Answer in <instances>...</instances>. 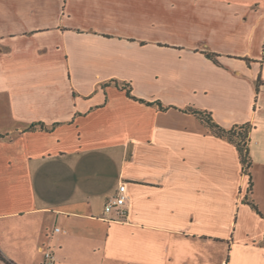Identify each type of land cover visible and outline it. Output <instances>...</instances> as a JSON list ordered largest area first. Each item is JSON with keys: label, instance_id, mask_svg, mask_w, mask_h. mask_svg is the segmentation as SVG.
<instances>
[{"label": "crops", "instance_id": "1", "mask_svg": "<svg viewBox=\"0 0 264 264\" xmlns=\"http://www.w3.org/2000/svg\"><path fill=\"white\" fill-rule=\"evenodd\" d=\"M186 107L252 124L260 214L236 147ZM121 181L126 215H105ZM46 251L264 264V0H0V253L43 264Z\"/></svg>", "mask_w": 264, "mask_h": 264}, {"label": "trees", "instance_id": "2", "mask_svg": "<svg viewBox=\"0 0 264 264\" xmlns=\"http://www.w3.org/2000/svg\"><path fill=\"white\" fill-rule=\"evenodd\" d=\"M204 54L206 55V57L217 62L216 57L218 56V54L213 52H204ZM108 83L109 82H106L102 86H106ZM113 83L118 88L124 90L126 95L130 98H133L140 102H144L149 105L155 104L160 109L167 108L166 106H162V104L159 101L148 102L143 99L134 97L131 94V86L127 82H118L116 80H113ZM182 111L193 114L208 128V130L212 134H214L219 138L225 139L226 141L232 143L236 147L240 157L241 171L243 174L247 176V188H246V194L244 196V200L247 201V203L251 206L252 209H254L257 213L260 214V211L258 210L254 201L248 197V194L251 193L252 191V185H253L252 175L250 172V167L252 166V162L249 156V149H248V144L250 141L249 134L253 127L252 124L250 122H243V123H235L229 127H223L214 121L211 113L207 110H202L195 107H186L182 109ZM36 128L46 129L44 124L40 122L32 123L28 127V129L30 130H34ZM0 260L6 262L7 264H13L11 261L6 260L1 255V253H0Z\"/></svg>", "mask_w": 264, "mask_h": 264}, {"label": "built area", "instance_id": "3", "mask_svg": "<svg viewBox=\"0 0 264 264\" xmlns=\"http://www.w3.org/2000/svg\"><path fill=\"white\" fill-rule=\"evenodd\" d=\"M129 200L126 182H119L116 191L108 196L103 204V213L105 215L115 213L116 215L123 217L126 215L125 206ZM58 230V228H55ZM53 264V256L49 251L44 253V263Z\"/></svg>", "mask_w": 264, "mask_h": 264}, {"label": "rangeland", "instance_id": "4", "mask_svg": "<svg viewBox=\"0 0 264 264\" xmlns=\"http://www.w3.org/2000/svg\"><path fill=\"white\" fill-rule=\"evenodd\" d=\"M0 264H4V263L0 261Z\"/></svg>", "mask_w": 264, "mask_h": 264}]
</instances>
